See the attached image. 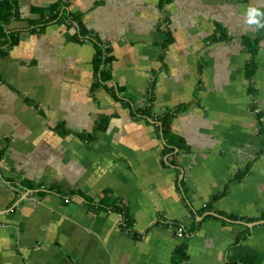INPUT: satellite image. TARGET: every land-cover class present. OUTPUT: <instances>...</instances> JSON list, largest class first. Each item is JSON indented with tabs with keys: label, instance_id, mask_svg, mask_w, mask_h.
Instances as JSON below:
<instances>
[{
	"label": "crops",
	"instance_id": "0c3cea01",
	"mask_svg": "<svg viewBox=\"0 0 264 264\" xmlns=\"http://www.w3.org/2000/svg\"><path fill=\"white\" fill-rule=\"evenodd\" d=\"M54 4L61 21L45 15ZM252 6L264 12V0H17L15 43L0 39V264H172L182 246L176 264H264ZM147 107L172 114L166 137L134 116Z\"/></svg>",
	"mask_w": 264,
	"mask_h": 264
},
{
	"label": "trees",
	"instance_id": "16d2710c",
	"mask_svg": "<svg viewBox=\"0 0 264 264\" xmlns=\"http://www.w3.org/2000/svg\"><path fill=\"white\" fill-rule=\"evenodd\" d=\"M166 2V0H164ZM239 1H247V0H239ZM61 7L58 4H54L49 8L47 13L45 14L50 21L56 20L61 21L63 16L61 12ZM54 12V13H53ZM17 0H0V39L4 38V44H9V46L13 45L15 43V40L12 39L10 34H7L5 27L13 20L17 18ZM46 17V18H47ZM45 18V19H46ZM72 20V19H71ZM245 46L248 48L251 55H254L257 50V42H250L248 40H243ZM96 55L94 59V68L96 75L100 78L101 82L106 80L108 76H106V70H105V64L109 61V57L105 56V52L107 50H104L103 47L99 42H96ZM251 66L253 67V63L250 62ZM253 72V69L248 70L247 74H251ZM150 95V94H149ZM151 96V95H150ZM151 101V100H149ZM150 103V102H149ZM134 116H141L148 119H153L155 123L157 124V128L161 132L163 137H166V134L168 132L169 123L171 121L172 114H165L163 117L158 118H152L150 115V107H147L143 111H134ZM109 209V208H106ZM111 210H114L115 212L119 213L121 216V225H124L127 227V224L129 223V220L122 210V208L118 207L117 205L110 207ZM241 240V237L238 238V241ZM184 246L180 248L178 253V257H175L173 259L172 264H176L178 261L182 260L184 258L183 254ZM228 264H237V262L232 261L228 262Z\"/></svg>",
	"mask_w": 264,
	"mask_h": 264
},
{
	"label": "clouds",
	"instance_id": "9594fccd",
	"mask_svg": "<svg viewBox=\"0 0 264 264\" xmlns=\"http://www.w3.org/2000/svg\"><path fill=\"white\" fill-rule=\"evenodd\" d=\"M247 22L250 24H256L257 27H264V12L260 9L252 6L247 9Z\"/></svg>",
	"mask_w": 264,
	"mask_h": 264
},
{
	"label": "built area",
	"instance_id": "2783aa9c",
	"mask_svg": "<svg viewBox=\"0 0 264 264\" xmlns=\"http://www.w3.org/2000/svg\"><path fill=\"white\" fill-rule=\"evenodd\" d=\"M68 200H66V202H67ZM119 218H120V221H121V216L119 215ZM184 231H183V229L182 228H177L176 229V236L178 237V238H183L184 237Z\"/></svg>",
	"mask_w": 264,
	"mask_h": 264
},
{
	"label": "water",
	"instance_id": "95a60500",
	"mask_svg": "<svg viewBox=\"0 0 264 264\" xmlns=\"http://www.w3.org/2000/svg\"><path fill=\"white\" fill-rule=\"evenodd\" d=\"M246 226H249L248 224H245Z\"/></svg>",
	"mask_w": 264,
	"mask_h": 264
}]
</instances>
